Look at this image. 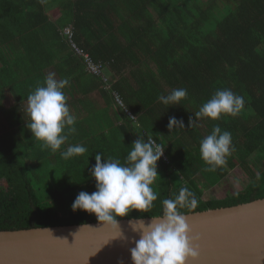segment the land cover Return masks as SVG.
<instances>
[{
    "label": "trees",
    "instance_id": "trees-1",
    "mask_svg": "<svg viewBox=\"0 0 264 264\" xmlns=\"http://www.w3.org/2000/svg\"><path fill=\"white\" fill-rule=\"evenodd\" d=\"M65 30L102 64L106 81L85 70ZM49 73L69 80L63 92L76 118L55 153L27 126V96ZM177 88L188 92L179 105L159 101ZM224 89L244 97L239 115L197 117ZM172 117L184 127L169 130ZM217 124L234 150L207 172L199 146ZM137 135L165 146L152 185L158 198L148 213L117 220L159 215L181 187L198 200L184 214L264 199V0H0V231L100 222L71 205L81 191H96L95 155L123 163ZM76 144L88 150L63 159ZM237 169L249 181L242 190L205 199V189Z\"/></svg>",
    "mask_w": 264,
    "mask_h": 264
},
{
    "label": "clouds",
    "instance_id": "clouds-1",
    "mask_svg": "<svg viewBox=\"0 0 264 264\" xmlns=\"http://www.w3.org/2000/svg\"><path fill=\"white\" fill-rule=\"evenodd\" d=\"M67 85V78L57 80L54 73H49L44 86H38L27 96L30 118L27 126L32 136L42 142V147L53 153L61 149L70 134L76 132V118L70 113L63 92ZM187 95V89L177 88L158 99L162 104L172 106L179 105ZM244 104L243 96L229 89L218 90L201 106L196 116L213 121L219 120L222 115L235 117L242 111ZM193 123L190 120L189 126ZM167 126L169 130L176 126L184 127L174 117L169 119ZM87 150L80 144L70 145L60 155L67 160L83 155ZM164 150L165 146L156 140L148 138L145 142L142 135H137L123 163L118 158L104 159L102 154L97 153L91 169L96 191L91 194L81 191L71 205L72 210L95 214L98 221L116 226V218L126 217L132 210L148 213L158 198L152 185L159 177L157 161ZM233 150L231 133L215 125L199 146L201 159L207 165L204 171L215 172L217 168L223 167ZM161 203V213L151 216L150 223L145 224L141 219L132 223V230L139 233V239L130 249L133 264H189V261H196L199 257L198 238L190 234V226L181 211L197 208L195 193L187 187H181L174 198H166Z\"/></svg>",
    "mask_w": 264,
    "mask_h": 264
},
{
    "label": "water",
    "instance_id": "water-1",
    "mask_svg": "<svg viewBox=\"0 0 264 264\" xmlns=\"http://www.w3.org/2000/svg\"><path fill=\"white\" fill-rule=\"evenodd\" d=\"M185 216L199 247L189 264H264V199ZM137 220L0 231V264H133Z\"/></svg>",
    "mask_w": 264,
    "mask_h": 264
},
{
    "label": "rangeland",
    "instance_id": "rangeland-1",
    "mask_svg": "<svg viewBox=\"0 0 264 264\" xmlns=\"http://www.w3.org/2000/svg\"><path fill=\"white\" fill-rule=\"evenodd\" d=\"M248 182L249 181L245 177L244 173L237 169L233 171L226 179H224L220 185L212 189H205V199H224L228 195L242 190L248 184Z\"/></svg>",
    "mask_w": 264,
    "mask_h": 264
},
{
    "label": "built area",
    "instance_id": "built-area-1",
    "mask_svg": "<svg viewBox=\"0 0 264 264\" xmlns=\"http://www.w3.org/2000/svg\"><path fill=\"white\" fill-rule=\"evenodd\" d=\"M70 31L69 30H65L63 32V34L65 36H67L68 40L70 41V45L75 53L76 56L78 57H82L84 60V66H85V70L95 76H99L101 77L104 81L107 80L106 75L104 74L105 72V68L102 66V64L100 63H96L94 62L90 56L88 55V53H86L83 49L77 47L73 42H71V35H70ZM164 154V153H163ZM163 158L165 159L164 155H162Z\"/></svg>",
    "mask_w": 264,
    "mask_h": 264
}]
</instances>
